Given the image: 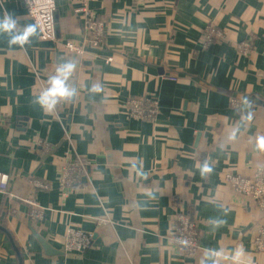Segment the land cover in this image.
<instances>
[{"label":"crops","instance_id":"obj_1","mask_svg":"<svg viewBox=\"0 0 264 264\" xmlns=\"http://www.w3.org/2000/svg\"><path fill=\"white\" fill-rule=\"evenodd\" d=\"M88 5L105 22L106 35L97 55L84 60L62 44L85 38L81 0H56L57 40L38 33L22 47L0 35V170L19 198L32 200L0 193V264H202L209 250L229 257L220 264H264L253 244L264 209L226 177L252 175L264 163L256 148L264 136V0ZM9 14L20 28L34 24L23 0H0V20ZM65 61L76 64L77 94L60 117L46 115L34 102L40 79ZM94 84L102 91L92 92ZM146 96L159 102L156 118L131 116L127 100ZM233 98L241 103L234 106ZM64 126L71 151L89 161L86 185L69 196L60 188L69 146ZM140 161L146 178L137 175ZM205 161L213 172L202 178ZM34 208L45 211L42 218H32ZM179 210L200 227L195 257L171 240ZM71 226L96 234L89 248L64 250ZM32 228L59 253H47ZM101 228L116 240L105 243ZM238 249L243 255L234 262Z\"/></svg>","mask_w":264,"mask_h":264},{"label":"built area","instance_id":"obj_2","mask_svg":"<svg viewBox=\"0 0 264 264\" xmlns=\"http://www.w3.org/2000/svg\"><path fill=\"white\" fill-rule=\"evenodd\" d=\"M26 11L37 25L39 36L44 40H57V30L55 25V8L56 0H23ZM89 0H81L79 8L85 14L86 20L84 24L85 38L81 42L62 41L66 50L73 52L82 60L89 56L97 55V52L102 47L106 35L105 22L92 13L89 9ZM214 31H208L206 35L207 42L211 41ZM216 33L221 32L215 30ZM250 43L245 41L241 44V49L248 52ZM114 60L113 56H108L107 62ZM56 70V69H55ZM52 70L47 77L40 79L42 90L48 87V78L55 74ZM36 73L39 75L38 71ZM176 79V78H174ZM241 99L233 98L232 104L238 106ZM67 103L57 107L55 113L60 117V109ZM130 114L133 117L152 120L155 119L159 112V102L153 97H132L127 100ZM66 133V141L69 146L64 150L65 160L60 164V188L64 196H69L72 192L82 189L86 185L85 178L89 176V161L71 149L75 146L68 128L64 126ZM227 179L235 188L242 194L252 196L259 209H264V163H262L252 175H240L227 173ZM33 183L40 188H46L47 184L42 181L35 180ZM0 193L6 195L8 200L23 199L27 202H32L28 198H19L9 188V175L0 170ZM45 211L41 208H34L32 218H42ZM102 228L98 230L97 235H100L105 243H112L116 237ZM94 233L85 231L81 228L69 227L64 238V250L66 252H82L89 248L95 238ZM171 240L177 249L183 254L195 257L201 248L200 242V227L193 220L192 216L186 210H179L176 214L174 222V232L171 234ZM187 241V243H183ZM254 247L264 253V222H261L256 227V235L254 238Z\"/></svg>","mask_w":264,"mask_h":264},{"label":"clouds","instance_id":"obj_3","mask_svg":"<svg viewBox=\"0 0 264 264\" xmlns=\"http://www.w3.org/2000/svg\"><path fill=\"white\" fill-rule=\"evenodd\" d=\"M0 35H6L8 37V43L10 45H20L25 46L31 42V37L37 36V25L27 24L23 28L19 27V21L13 15L9 14L0 20ZM76 69V64L72 61H65L61 63L55 70V74L49 76L48 87L43 89L36 97L34 102L38 104L46 115L54 114L57 107L61 104L67 103L73 99L77 94V88L71 83L73 73ZM91 91L98 93L102 91V87L99 84H94ZM248 120H251V114L249 113ZM228 139H236V131L229 134ZM256 148L264 151V136L258 137L256 141ZM140 167L137 168V175L146 178L147 174L142 171L143 162L140 161ZM133 168H136V164L133 163ZM199 172L202 178H206L209 174L213 172V167L205 161L201 166H199ZM149 197H152V193H147ZM222 207V206H221ZM224 213L227 214L228 209H223ZM222 223V221L220 222ZM217 227L219 224L216 225ZM187 243V241H183ZM243 255V250L238 249L235 254H233L230 259L234 262L239 261L240 257ZM229 257L223 256L221 253L215 250H209L206 253L205 259L202 264H220L221 259H228Z\"/></svg>","mask_w":264,"mask_h":264},{"label":"water","instance_id":"obj_4","mask_svg":"<svg viewBox=\"0 0 264 264\" xmlns=\"http://www.w3.org/2000/svg\"><path fill=\"white\" fill-rule=\"evenodd\" d=\"M74 100V97H73ZM204 153V152H202ZM34 233L37 235V237L39 238V240L41 241L42 245L44 246L45 250L47 253L49 254H55V253H59L58 250H56L55 248H53L48 242L47 240H45L41 235H39L36 230L34 228H32ZM63 253V252H62ZM20 261H22V259H20ZM22 264V262L20 263Z\"/></svg>","mask_w":264,"mask_h":264}]
</instances>
